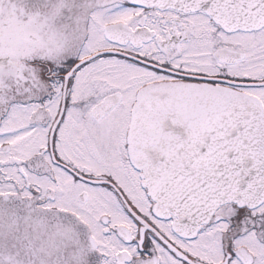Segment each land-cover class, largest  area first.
Wrapping results in <instances>:
<instances>
[{"label": "snow or ice", "instance_id": "6c2138e0", "mask_svg": "<svg viewBox=\"0 0 264 264\" xmlns=\"http://www.w3.org/2000/svg\"><path fill=\"white\" fill-rule=\"evenodd\" d=\"M0 264H264V0H0Z\"/></svg>", "mask_w": 264, "mask_h": 264}]
</instances>
